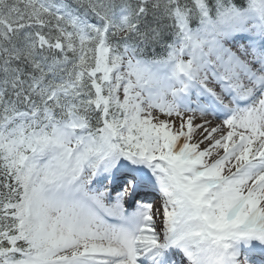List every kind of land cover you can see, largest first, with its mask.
<instances>
[{
    "label": "snow or ice",
    "instance_id": "snow-or-ice-1",
    "mask_svg": "<svg viewBox=\"0 0 264 264\" xmlns=\"http://www.w3.org/2000/svg\"><path fill=\"white\" fill-rule=\"evenodd\" d=\"M0 264H264V0H0Z\"/></svg>",
    "mask_w": 264,
    "mask_h": 264
}]
</instances>
